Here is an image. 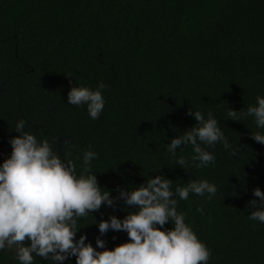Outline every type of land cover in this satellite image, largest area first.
<instances>
[{
	"label": "trees",
	"instance_id": "16d2710c",
	"mask_svg": "<svg viewBox=\"0 0 264 264\" xmlns=\"http://www.w3.org/2000/svg\"><path fill=\"white\" fill-rule=\"evenodd\" d=\"M101 82L98 120L68 103L72 87ZM257 96H264V0H0V164L23 119L25 131L62 158L71 152L77 174L83 153L95 151L92 173L113 197L156 175L173 190L208 180L217 194H190L178 211L210 250L209 264H264V224L248 219L250 202H260L254 189L264 192V145L251 138L264 130L245 115ZM191 109L212 112L232 147L207 149L214 166L183 170L176 159L191 165V147L173 157L166 145L196 125ZM229 109L242 110L239 122ZM135 211L122 200L116 210L102 205L79 223L76 239L86 235L95 248L99 237L113 250L129 242L127 233L100 237L97 224ZM15 257V249L0 252V264H19Z\"/></svg>",
	"mask_w": 264,
	"mask_h": 264
},
{
	"label": "clouds",
	"instance_id": "9594fccd",
	"mask_svg": "<svg viewBox=\"0 0 264 264\" xmlns=\"http://www.w3.org/2000/svg\"><path fill=\"white\" fill-rule=\"evenodd\" d=\"M106 88L102 82L95 90L74 86L68 93V103L86 107L89 117L98 120L105 108ZM241 112L229 109L228 116L239 122ZM188 115L196 125L172 139L166 145L167 152L176 157L178 149L191 147V165L184 156L176 159V165L183 170L189 166H214L216 157L207 149L221 144L227 151L232 145L212 112L206 118L191 109ZM245 115L254 117L256 127L264 130V96H257L256 105L247 107ZM25 127L23 119L17 121L13 131L18 136L9 140L10 157L0 164V252L15 249L19 264H36L35 257L51 264H65L72 257L75 264H209L210 250L185 222V214L178 211V206L190 194L210 200L218 192L215 184L194 180L187 187L177 186L173 190L172 180L156 175L138 188L118 187L115 191L119 195L113 197L100 187L97 175L92 173V162L99 159L95 151L83 153L82 170L77 174L76 164L69 158L71 152L62 158L47 139L38 140ZM251 138L264 145V132L251 134ZM253 195L260 202H250L256 210L248 219L264 224V192L256 188ZM120 200L136 211L122 220L113 215L98 224L95 220L94 224L100 237L110 230L125 232L129 242L107 250L99 237L95 248L86 243V235L76 239L84 228L78 226L83 219L99 211L102 205L116 210ZM197 211L203 214V208ZM166 224L174 226L165 229Z\"/></svg>",
	"mask_w": 264,
	"mask_h": 264
}]
</instances>
